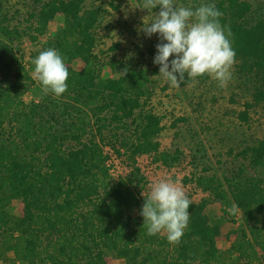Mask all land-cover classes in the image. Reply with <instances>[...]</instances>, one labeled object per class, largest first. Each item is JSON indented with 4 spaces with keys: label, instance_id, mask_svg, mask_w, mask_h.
I'll use <instances>...</instances> for the list:
<instances>
[{
    "label": "trees",
    "instance_id": "trees-1",
    "mask_svg": "<svg viewBox=\"0 0 264 264\" xmlns=\"http://www.w3.org/2000/svg\"><path fill=\"white\" fill-rule=\"evenodd\" d=\"M85 2L49 0L30 13L26 28H0L3 61L16 40L27 36L39 42L62 14L64 24L31 53V66L35 68L33 60L41 51L54 48L69 72L66 92L57 97L42 91V100L31 104L23 100L31 74L18 72L8 83L0 79V259L12 264H108L113 254L126 264H254L264 257V138L239 154L255 176L241 167L237 175L225 178L228 189L216 175L194 179L210 198L191 200L179 244H170L163 233L149 236L147 227L125 217L126 212L141 211L145 198L134 195L124 180L108 181L103 149L94 138H83L94 124L100 134L107 127L117 134L128 130L132 118L137 124L135 112L148 104L150 92L143 86V72L135 69L123 68L116 79L102 76L94 31L105 10L86 9ZM215 7L222 13L221 25L231 30L229 40L241 71L256 75L259 82L253 101L241 112L248 121L249 109L264 104V19L255 20L249 0H222ZM77 59L85 64L81 70L72 66ZM189 81L185 74L182 83ZM143 112L131 135H115L134 160L157 154L161 147L157 138L162 118ZM7 121L12 129L5 138ZM161 158L168 162L171 155L162 152ZM211 197L226 206L235 204L243 214L244 224L226 251L217 245L221 224L206 212ZM16 198L24 202L23 216L9 211Z\"/></svg>",
    "mask_w": 264,
    "mask_h": 264
},
{
    "label": "rangeland",
    "instance_id": "rangeland-1",
    "mask_svg": "<svg viewBox=\"0 0 264 264\" xmlns=\"http://www.w3.org/2000/svg\"><path fill=\"white\" fill-rule=\"evenodd\" d=\"M46 1L49 0H0V28H26L30 13ZM221 1L173 0L174 6L190 7L193 10L202 3L216 6ZM249 1L253 6L255 20L264 19V0ZM142 3L143 0H86L85 8L102 7L105 10L94 31L97 38V66H102V76L116 79L123 74V68L143 72V86L150 92L147 93L149 100L147 99L148 104L143 109L136 110L134 119L137 124L141 123L142 110L143 113L151 112L162 118L163 130L157 138L161 144L160 151L157 154H142L134 160L130 157L128 148L115 138L117 133L113 127L105 128L100 134L95 124L83 139L88 141L94 138L103 149L107 156V180L112 183L126 181L140 200L144 199L143 194L148 196L153 181L167 178L182 187L190 200L200 202L204 198H210V194L197 187L194 181L197 176L216 175L228 189L225 178L237 175L241 167H246L249 175L257 174L248 160L239 154L247 146H255L264 138V104L249 109L248 121L241 118V112L246 110V103L253 101V93L259 82L256 75L242 72L240 62L235 60L231 68V79L225 87H219L218 81L211 76L203 78V75L191 78L186 84L181 82L179 87L171 86L159 74V65L153 63L157 51L155 45L160 42L159 35L148 37L140 31L143 22L150 21L154 13L159 11V6L148 11L138 7ZM64 22V16L59 14L37 43L27 36L16 40L10 53L3 56V61L0 59V79L5 83L12 82L18 72H28L33 76L31 53L54 37ZM84 65L81 59L72 63L78 70L83 69ZM28 83L29 91L23 96L25 103L41 101L40 82L33 78ZM128 124V130L119 129L117 135L120 139L136 130L137 124L133 118ZM5 128L7 138L12 124L7 121ZM67 144L74 143L71 141ZM119 149L121 154L117 152ZM162 152L171 155L168 162L159 159ZM186 178L192 181L186 182ZM24 206V202L16 198L12 200L9 211L15 216H23ZM230 208L211 197V203L206 209L211 220L221 224L217 245L222 251L231 247L244 224L242 211L237 208L235 214H230ZM125 217L133 219L132 222L137 227H147L137 209L126 212ZM9 256L13 257V253ZM260 261L264 264L263 256L254 264H260ZM107 262L126 264L124 258L113 254L107 257ZM0 264L12 263L0 259Z\"/></svg>",
    "mask_w": 264,
    "mask_h": 264
},
{
    "label": "clouds",
    "instance_id": "clouds-1",
    "mask_svg": "<svg viewBox=\"0 0 264 264\" xmlns=\"http://www.w3.org/2000/svg\"><path fill=\"white\" fill-rule=\"evenodd\" d=\"M159 6L152 19L143 22L140 29L146 36L158 34L160 42L155 45L153 63L159 65V74L173 87H179L189 78L209 75L225 87L231 79V68L236 53L229 37L230 28L221 25L222 13L214 4H204L194 10L174 6L173 0H143L141 9ZM170 57H173L171 60ZM33 78L40 82L45 94L59 97L67 91L68 68L64 59L54 48L43 50L33 60ZM143 194V193H142ZM142 205L140 215L147 224V234L165 233L167 241L180 243L189 222V200L182 187L174 181L162 178L153 181L150 193ZM237 206L228 211L235 214Z\"/></svg>",
    "mask_w": 264,
    "mask_h": 264
}]
</instances>
